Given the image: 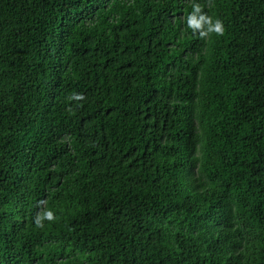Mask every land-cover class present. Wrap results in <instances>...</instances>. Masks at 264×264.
<instances>
[{"label": "trees", "instance_id": "1", "mask_svg": "<svg viewBox=\"0 0 264 264\" xmlns=\"http://www.w3.org/2000/svg\"><path fill=\"white\" fill-rule=\"evenodd\" d=\"M0 264H264V0H0Z\"/></svg>", "mask_w": 264, "mask_h": 264}, {"label": "clouds", "instance_id": "2", "mask_svg": "<svg viewBox=\"0 0 264 264\" xmlns=\"http://www.w3.org/2000/svg\"><path fill=\"white\" fill-rule=\"evenodd\" d=\"M199 10H200V9L197 7V8H196V11L199 12ZM201 21H204V22H206V23L209 24V29H208V31H215V32H217V33H222V31H223L222 24H221V22L218 21V20L213 24V23H211V21H207V20H205L204 17H200V19L197 20V19H196V16L193 15V16H191V17L189 18V20H188V25H189L191 28H193V29H198V28L201 27ZM202 34H203V33H202ZM78 98H82V97H78ZM53 218H54L53 213H52L51 211H47V212L43 213L42 216H38V217L36 218V224H37L38 226H42V221H43L44 219H47V220L51 221V220H53Z\"/></svg>", "mask_w": 264, "mask_h": 264}]
</instances>
